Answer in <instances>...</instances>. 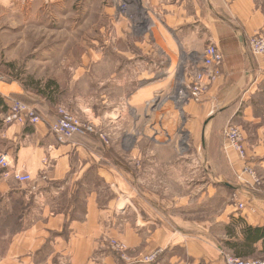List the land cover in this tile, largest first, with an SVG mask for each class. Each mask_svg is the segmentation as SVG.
I'll return each mask as SVG.
<instances>
[{
	"label": "crops",
	"instance_id": "1",
	"mask_svg": "<svg viewBox=\"0 0 264 264\" xmlns=\"http://www.w3.org/2000/svg\"><path fill=\"white\" fill-rule=\"evenodd\" d=\"M100 1L113 33L107 24L77 49L36 46L37 65L61 48L71 54L62 77L36 91L0 81V153L13 162L0 168V264H124L112 240L126 245L130 264L156 251L153 264L264 257V55L248 41L264 33V0ZM141 18L148 31L138 30ZM210 42L224 53V74L202 102L180 101L178 77L186 89ZM6 96L34 105L43 121L6 124ZM64 107L108 142H58L50 124ZM232 122L245 160L224 136ZM15 167L32 180H17Z\"/></svg>",
	"mask_w": 264,
	"mask_h": 264
},
{
	"label": "rangeland",
	"instance_id": "2",
	"mask_svg": "<svg viewBox=\"0 0 264 264\" xmlns=\"http://www.w3.org/2000/svg\"><path fill=\"white\" fill-rule=\"evenodd\" d=\"M109 1L110 4L113 3L112 0ZM0 2V77H2L0 81L17 80L30 90L48 88L45 82L52 80L53 77H62L63 69L60 64L71 55L65 52L66 49L61 48L60 52L55 54V61L37 65L35 49L38 44H61L66 46L65 48L77 49L92 40L99 41L101 28L104 25L108 24L110 33H113L116 27L115 21L107 23L100 19V0H67L59 4L41 0L30 4L26 0ZM129 6V4L122 5V10L128 15L132 13V8ZM137 12L142 16L145 15L141 9ZM149 26L150 22L145 18L137 22L140 31H148ZM113 38L112 34L110 43ZM138 39L142 38L138 37ZM193 73L192 69L190 77ZM178 80H182L179 82L181 84L177 92L181 96V92L186 87L182 83L183 74ZM4 108L6 109L5 106ZM123 245L126 247L125 244Z\"/></svg>",
	"mask_w": 264,
	"mask_h": 264
},
{
	"label": "built area",
	"instance_id": "3",
	"mask_svg": "<svg viewBox=\"0 0 264 264\" xmlns=\"http://www.w3.org/2000/svg\"><path fill=\"white\" fill-rule=\"evenodd\" d=\"M1 1V0H0ZM249 47L254 55H264V33L257 31L249 37ZM201 66L194 69L193 75L190 77L187 88L181 92L180 98L183 101L193 99L196 102H202L211 86L224 74V53L219 47L210 42L206 45L202 56ZM2 77H0V80ZM6 105V113L4 122L6 124H32L36 125L43 121V115L39 110L31 104L14 97L6 96L4 98ZM150 105V103H148ZM50 131L55 135L60 143L70 141L75 135H95L104 142H108L107 135L98 129V126L90 120H83L80 116L70 112L66 108L58 109V116L50 124ZM224 136L228 142V146L234 148L242 158H247V150L245 147V137L242 128L235 124L229 123L224 129ZM12 159L6 152L0 153V168H12ZM247 172L253 174L251 168L247 167ZM14 175L17 180L27 182L32 180V176L25 170L14 168ZM237 206L243 209L245 205L238 203ZM112 248L121 254V258L125 260L124 264H130L125 252L127 248L117 240L111 241ZM158 251L145 255L137 262L145 264H153L157 259ZM226 264H264V257L258 259H242L230 254L225 255Z\"/></svg>",
	"mask_w": 264,
	"mask_h": 264
},
{
	"label": "trees",
	"instance_id": "4",
	"mask_svg": "<svg viewBox=\"0 0 264 264\" xmlns=\"http://www.w3.org/2000/svg\"><path fill=\"white\" fill-rule=\"evenodd\" d=\"M3 99V98H0V100ZM3 101V100H2ZM4 106L6 107L5 103L3 102Z\"/></svg>",
	"mask_w": 264,
	"mask_h": 264
}]
</instances>
